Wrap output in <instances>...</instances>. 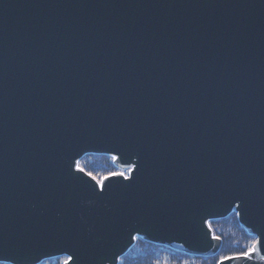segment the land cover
Returning <instances> with one entry per match:
<instances>
[{
	"label": "water",
	"instance_id": "water-1",
	"mask_svg": "<svg viewBox=\"0 0 264 264\" xmlns=\"http://www.w3.org/2000/svg\"><path fill=\"white\" fill-rule=\"evenodd\" d=\"M230 214L260 252L224 264H264V0H0L3 263L211 257Z\"/></svg>",
	"mask_w": 264,
	"mask_h": 264
},
{
	"label": "trees",
	"instance_id": "trees-1",
	"mask_svg": "<svg viewBox=\"0 0 264 264\" xmlns=\"http://www.w3.org/2000/svg\"><path fill=\"white\" fill-rule=\"evenodd\" d=\"M80 164L86 172L97 175V178L120 171L114 166L110 156L87 155L80 160ZM209 225L213 236L219 237L222 241L219 252L214 256L187 255L137 238L130 250L120 258L118 264H218L220 260L246 250L247 246L255 240V237L249 235L240 226L235 214H230L224 219L211 221ZM64 260L65 257H58L43 261L40 264H63Z\"/></svg>",
	"mask_w": 264,
	"mask_h": 264
},
{
	"label": "snow or ice",
	"instance_id": "snow-or-ice-1",
	"mask_svg": "<svg viewBox=\"0 0 264 264\" xmlns=\"http://www.w3.org/2000/svg\"><path fill=\"white\" fill-rule=\"evenodd\" d=\"M118 159L117 156H113L112 160L115 162ZM135 170V165H130L127 168V173H132ZM74 171H77L79 173H82L83 175L87 176L91 181L94 182L96 188L103 192L104 191V185L105 182L110 180V179H123V180H129L130 176L128 174L125 173V171H119V172H111L109 173L107 176H100L99 178H97V175H93L91 172H86L85 169L83 167H81L80 161H76L75 162V167H74ZM213 239H219V237L213 236ZM260 240L259 239H255L253 240L246 248V250L239 252L237 255L235 256H231V257H226L224 259H231V260H236V261H242V260H251L253 258V255H259L260 252ZM262 260H264V257H261ZM72 260V256L69 255L65 258V260L63 261V264H70V261ZM0 264H3V261L0 260ZM220 264H224L223 259L221 260Z\"/></svg>",
	"mask_w": 264,
	"mask_h": 264
}]
</instances>
